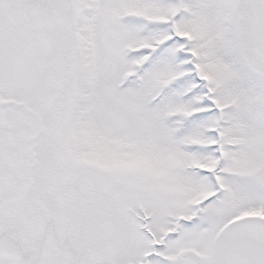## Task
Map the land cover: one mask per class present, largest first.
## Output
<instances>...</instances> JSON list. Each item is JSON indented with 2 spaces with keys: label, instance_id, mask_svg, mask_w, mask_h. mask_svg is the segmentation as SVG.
I'll list each match as a JSON object with an SVG mask.
<instances>
[{
  "label": "snow or ice",
  "instance_id": "obj_1",
  "mask_svg": "<svg viewBox=\"0 0 264 264\" xmlns=\"http://www.w3.org/2000/svg\"><path fill=\"white\" fill-rule=\"evenodd\" d=\"M0 264H264V0H0Z\"/></svg>",
  "mask_w": 264,
  "mask_h": 264
}]
</instances>
